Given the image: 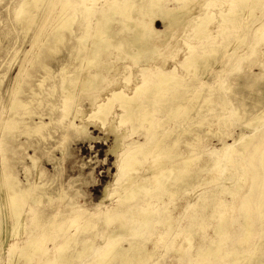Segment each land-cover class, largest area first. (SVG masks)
Wrapping results in <instances>:
<instances>
[{"label": "bare ground", "instance_id": "1", "mask_svg": "<svg viewBox=\"0 0 264 264\" xmlns=\"http://www.w3.org/2000/svg\"><path fill=\"white\" fill-rule=\"evenodd\" d=\"M99 1L108 4V7H96ZM168 1L22 0L15 8L16 16L26 31L41 17L44 33L36 36L37 41L41 42L40 48L46 45L48 34L52 37V44L57 46L65 44L67 38L77 40V46L72 48L71 63L77 61L78 72H66L67 66L62 69L64 74L60 90L66 109L72 104L76 88H81L80 92L83 93L92 89V107L95 108L90 113L109 112L111 106L117 103L124 109L118 117L119 125L128 124L130 133L131 128L133 131L142 129L145 132L142 142L132 141L120 150L124 136L128 138L127 131L119 130L116 125L111 126L115 141L110 153L117 156L118 174L115 176L116 188L111 191L112 186L107 185L104 196L115 197L116 205L94 213L75 206L71 215L62 218H56L57 214L48 216V237L50 231L60 232L61 235L55 239L59 240H53L50 249L45 248V242L40 241L46 237V232L29 238L18 253L24 264H82L81 261L88 257L89 264H156L153 262L160 245L163 255L175 251L181 264H262L264 125L260 124L264 122V108L244 120L248 108L240 99H245V93L251 92L254 87L259 90L258 97L264 99V77L261 75L240 80L245 71L241 63L250 60L245 59L244 55L253 54L264 42V27L254 29L248 52L242 54L237 50L248 41V33L244 29L247 16H257V9L264 10V0H171L174 4L169 7L166 6ZM197 2H201L198 7ZM189 16H194L190 17L193 21L187 26H191L195 33L194 41H191L192 37L183 35L181 45L166 50L170 53L184 49L185 58L178 63V67L171 69L160 70L156 68L158 66H152L151 63L163 54L159 51L160 45H167V41L175 37L179 26ZM155 21L163 24L162 31L154 27ZM77 25L82 26V31L74 34L73 29ZM233 40L238 42L230 47ZM223 43L224 47L221 46ZM202 47L204 49L197 56V49ZM229 47L232 51L228 50ZM221 48H225L222 62L207 60L209 54L223 50ZM48 49V52L58 51L57 47ZM41 52L32 56L30 66L38 60V64L46 68L44 60L40 59ZM175 56H171V59ZM126 59L142 67L146 62L151 63L148 68L140 70V78L131 73L128 66H120L119 62ZM164 60L169 65L170 57ZM230 61L232 64L229 65ZM215 63L221 65V71L213 85L208 86L206 78H201L193 87L181 88L196 99L195 104H199L195 116L191 115L195 104L191 102V105H185L187 97L166 104L168 108L164 116H159L165 109L167 97H176L181 93L178 86L193 70H202L201 75L207 71L209 74ZM178 68H184L185 72L180 73ZM109 74L122 77L110 81ZM104 82H108L107 85ZM78 84L81 87H77ZM101 84L104 86L98 88ZM114 87L119 88L115 90ZM238 87L245 91L238 93L235 91ZM95 89L102 90L94 92ZM106 89L113 91L110 97L107 96L108 99L102 96ZM216 91L218 96L214 95ZM253 103L254 107L261 104L258 101ZM73 105L77 106L75 102ZM74 106L71 105L75 110ZM20 109H28V103L21 99L12 100L11 110ZM68 112L63 116V122L68 121V128L86 132L83 111L67 115ZM173 118L174 124L168 125ZM195 119L206 135L213 134L214 127L227 130L242 120V127L252 129L253 134L249 137L240 134L238 142L241 145L238 149L224 144L222 154L209 161L204 155L197 154L203 144L202 133H195L190 141L183 139V135L196 132L191 130V122ZM16 125V121L10 120L5 126L14 130ZM44 127L46 124L40 121L33 131L40 133ZM183 144L190 150H183ZM145 164L158 168L148 176L146 173V177H142L143 174L139 176ZM28 171L29 168H26L27 180ZM0 174L4 176V182L0 183V249L4 250L10 234L9 218L15 221V225L22 227V198L31 195V191L42 189L44 185L27 182L25 186L18 187L17 183L9 182L14 177L11 170H2ZM202 174L199 187L204 188L203 192L194 202L179 205L176 197L180 186H191ZM34 197L38 202L41 201L42 196L35 194ZM48 197L51 199L50 195ZM184 210L190 211L186 217V229L175 224ZM99 221H104L107 229L85 236L87 231L96 229ZM67 223L76 227L74 231L64 227ZM115 224L120 226L109 230ZM210 229L213 236L209 233ZM98 236L106 238L104 247L96 243ZM171 237L174 240L167 241ZM119 240H127V246L119 244ZM9 252L14 253V248L10 247ZM37 253L40 256L47 254L48 260H35ZM249 258L251 262L246 263ZM19 261L9 260L8 263L19 264Z\"/></svg>", "mask_w": 264, "mask_h": 264}, {"label": "rangeland", "instance_id": "2", "mask_svg": "<svg viewBox=\"0 0 264 264\" xmlns=\"http://www.w3.org/2000/svg\"><path fill=\"white\" fill-rule=\"evenodd\" d=\"M20 1L22 0H0V162H2L0 164V171L4 170L6 172L7 169L11 170L14 177H12L9 182L13 184L17 183L18 187L25 186L27 182L32 184H42L44 187L42 189L31 191V195L22 198V203L24 205L21 208V219L24 223L22 227L15 225V221L9 218L10 234L4 250L0 249V264H9V260L18 263L19 259V264H24L23 259L20 258L18 254L19 250L29 238L40 232H46V237L42 238L40 241L45 242V248L49 247L51 249L53 247L52 241L55 240L58 235L60 236L61 233L50 231L48 237V230H50L48 216L57 214L56 218H62L71 215L75 206L88 209L91 211L90 213H94L95 211L103 212L107 208L116 205L115 197L105 198L104 196V190L107 185L112 186L110 187L111 191L116 188L114 183L115 176L118 174L117 156L110 153V148L115 141V135L111 131V126L116 125L119 130L123 129L127 131L128 138H125L124 136L122 140L123 147H121L120 150L124 149V147L128 146L132 141L142 142L145 135V132L142 129L133 131L131 128L130 133L129 130H127L128 124L125 126L119 125L118 117L123 114L124 109L119 107L117 103L111 106V111L109 112H97L96 115L93 114V112L90 113V111L95 108L92 107L94 106L91 98V93L93 94L92 89L87 93H83L80 92L81 88H76L78 92L75 91L76 95L73 96L71 101L72 107L74 106V102L75 105H77L74 106L75 110L71 105L69 109H66V107L63 106V92L60 90L62 89L61 83L64 74L62 69L67 66L66 72H78L79 65L77 61L71 63L72 48L77 46L78 42L75 38H71L70 40L67 38L64 40L65 44H59L58 46L53 45L51 41L52 37L48 34L49 37L46 45H41L40 48L41 42L37 41L36 36H41V33H44L42 29L43 27L41 26V17L38 18L35 24L26 31L15 13V8L19 5ZM96 4V7L98 8L108 7V4L103 3V1H99ZM173 4L174 2L170 0L167 2L166 6L169 7ZM196 4L198 7L201 2H197ZM133 13L134 11L131 12V14ZM235 13L236 12L233 14ZM263 14L264 10L261 11L257 9V16L252 15L250 17L247 16L248 18L246 17L247 22L245 23L244 29L248 33V41L247 44H242L238 47L240 50H237L238 52H241L242 54L248 52V46L249 43L252 42V33L254 32V29L264 27V19L262 18ZM190 17L194 16H189L185 23L179 26L175 37L168 40L167 45H160L159 51L163 54L156 60V62H146L143 64L144 67H142L138 64H134V61L126 59L124 62L122 61V63L119 62L120 66L123 64L128 66V70L135 76L139 77L142 73L140 70L148 68L150 63L152 66H158L156 68H159L160 70L171 69L175 66L178 67V63L185 58L184 49H177V51H171L170 53L168 51L177 44L181 45L180 41L183 38V35L190 38L192 37L193 39H191V41H194L193 36L195 33L192 31L193 29L191 26L187 28L191 21H193V18ZM154 27L159 31L164 29L163 24L160 21H155ZM81 31V25H77L73 29L74 34H79ZM240 31H242V29ZM232 39L233 38H231V40ZM36 42L37 44H35V47L34 43ZM237 42L238 41L233 40L230 47H234ZM260 45L261 46H259L253 54L249 53L248 55H244L245 59L249 58L250 60L241 63V66L245 71L241 74L240 81L253 76L261 77L262 75L264 77V42ZM221 46L224 47L225 44L223 43ZM50 47H53V49L57 47L58 51L48 52V48ZM230 47L228 50L232 51V48ZM201 49H204V47L197 49L199 51L197 56L201 53ZM37 52H41L42 55H40V59L44 60L46 68H43L38 64V60H35L30 66V60L32 59V56L37 54ZM224 52L225 48L219 50L217 53L212 52L207 56V60H215V62L220 60V62H222ZM73 55L75 56V54ZM122 55L123 54H121V56ZM173 55L176 56L171 59V56ZM169 57L170 61L168 65L164 59ZM115 62L118 64L117 58L115 59ZM230 64H232L231 61L229 62V65ZM214 65L215 66L210 70L209 74L207 71L205 74L201 75L203 72L202 70H193V72L181 82L182 85H179L178 89L193 87L197 83V80L201 78H206L209 84L208 86L213 85L212 83L216 80L215 78L217 74L221 71V65H218V63L217 65L216 63ZM178 71L184 73L185 69L178 68ZM110 73H114V71ZM109 75L110 81L122 77L117 74L115 76L114 74ZM124 75L123 78L125 77ZM104 83L107 85L108 82ZM39 85H41V87ZM101 86H104V84L98 85V88ZM208 86L206 88H208ZM77 87H81V85L79 86L78 84ZM114 88L116 90L119 87ZM110 89L104 91L105 93L102 94L104 98L106 97V99H108L111 96L110 94L113 91H110ZM97 90L98 89H95L94 92ZM251 90V92L245 93V96L243 97L245 99H240V101L246 103L248 108L244 120L250 119L252 115L260 112L262 107L264 108V99L258 97V88L254 87L251 88ZM180 91L181 93L176 97H167L164 105L165 109H163L159 115L161 118L164 116L168 104L181 101L185 97L188 98L185 101V105H191V102L193 105L195 104L196 99L193 98L191 94L187 95V90L181 89ZM235 91L240 93L245 91V89L238 87ZM184 92H186V94ZM214 95L218 96V92L216 91ZM14 99H21L27 102L28 109L12 111L11 104ZM74 99L75 101H73ZM257 101L261 104L258 107H254L253 102ZM198 107L199 104H195V109L192 111L191 115L195 116L196 112H198ZM218 109L219 107L216 108L217 111H219ZM68 110L69 112L67 115L78 110L83 111L85 115L84 122L87 125L86 132L81 133L80 131H74L71 128H68V121L65 120L63 122L64 113ZM106 113L108 116L106 115L105 117ZM10 120H14L17 123L14 130H10L5 126ZM244 120L236 122L227 130L214 127L213 134L206 135L198 127L195 119L191 122L193 126L191 130L196 132L183 135V139L190 141L193 139L195 133H202L203 144L197 154H202L206 160L211 161L212 159H215L217 155L222 154L221 150H223L224 144L234 146V148L238 149L241 145V143L238 142L240 134L244 133L245 137H249L253 134L251 131L252 129L242 127V122H244ZM40 121H43L46 124V127L42 128L40 133H36L33 130ZM174 122L175 119L173 118L168 122V125H173ZM77 124H79V121H77ZM261 125H264V122H261L260 126ZM178 129L180 130L179 127ZM182 149L185 151L190 150L184 144L182 145ZM26 168H29V171L27 172L28 180L25 174ZM157 168L158 167L150 164H145L142 167L139 176L143 174L142 177H146V173H148V176L151 171H156ZM1 178L3 180L4 176L0 174V183H3L4 180L2 181ZM202 178L203 174L198 179H195L191 186H180L178 196L176 197L179 205H186L189 202H194L198 195L203 192L204 188L199 187ZM35 194L42 196L40 202L35 199ZM44 194H46V196ZM48 195H50L51 199ZM1 198L2 196L0 195V201ZM4 210L7 211L8 209L4 208ZM189 212L190 211L187 210H184L183 212L181 211L175 224L184 226L186 229L188 227V220L186 217H188ZM1 216L0 212V221ZM37 217L38 219H36ZM119 226L120 225L118 224L112 225L109 230H114ZM64 227L68 229V231H74L76 228L68 223ZM105 229H107L105 222L99 221L96 229L87 231L85 236H92L93 233L95 234L97 231L102 232ZM211 230L212 229H210L209 233L213 236ZM257 230L258 229H256V231ZM171 240H174V238L171 237L167 241ZM96 243L99 246L104 247L106 238L98 236ZM119 244L125 247L127 246V240H119ZM10 247L14 248V253L9 252ZM161 247L162 245L158 247V250L156 251L158 255L155 256V261L153 263L181 264L178 255H175V251L163 255V249ZM38 254L40 253H37V255L34 256L35 260L39 262L41 260H48L47 254L41 256ZM89 259V257L85 258L84 261H81L82 264H89ZM250 262L251 258L247 259L246 263ZM30 264L35 263L32 262ZM77 264L81 263L79 262ZM262 264H264V258Z\"/></svg>", "mask_w": 264, "mask_h": 264}]
</instances>
